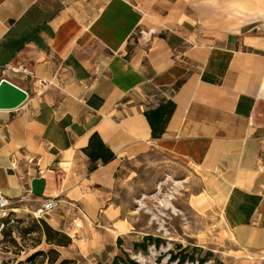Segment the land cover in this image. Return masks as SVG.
I'll return each mask as SVG.
<instances>
[{
    "label": "crops",
    "instance_id": "crops-1",
    "mask_svg": "<svg viewBox=\"0 0 264 264\" xmlns=\"http://www.w3.org/2000/svg\"><path fill=\"white\" fill-rule=\"evenodd\" d=\"M46 1L0 0V68L31 73L12 79L25 105L0 112V193L57 198L90 227L122 165L157 149L199 171L226 232L255 233L240 247L264 251V24L201 29L202 0Z\"/></svg>",
    "mask_w": 264,
    "mask_h": 264
},
{
    "label": "rangeland",
    "instance_id": "rangeland-1",
    "mask_svg": "<svg viewBox=\"0 0 264 264\" xmlns=\"http://www.w3.org/2000/svg\"><path fill=\"white\" fill-rule=\"evenodd\" d=\"M46 2L50 10L53 1ZM249 2V15L241 7L227 8L225 0L196 3L203 6L197 9L200 28L231 34L264 24L258 0ZM263 113L259 108L257 125H264ZM202 188L197 169L160 150L148 151L122 165L107 219L90 227L75 222L81 213L59 201L47 215L38 213L42 203L35 201L11 205L0 223V264H178L172 254L184 249L203 264H264V251L240 247L243 239L225 231L219 214L201 197ZM41 219L71 244L49 245L36 226Z\"/></svg>",
    "mask_w": 264,
    "mask_h": 264
},
{
    "label": "water",
    "instance_id": "water-1",
    "mask_svg": "<svg viewBox=\"0 0 264 264\" xmlns=\"http://www.w3.org/2000/svg\"><path fill=\"white\" fill-rule=\"evenodd\" d=\"M28 94L7 80H0V112H14L25 105ZM44 182L34 179L31 182V193L39 199L43 198Z\"/></svg>",
    "mask_w": 264,
    "mask_h": 264
},
{
    "label": "built area",
    "instance_id": "built-area-1",
    "mask_svg": "<svg viewBox=\"0 0 264 264\" xmlns=\"http://www.w3.org/2000/svg\"><path fill=\"white\" fill-rule=\"evenodd\" d=\"M17 75H21L24 78H29L31 73L28 69H26L22 65H7L0 68V80L4 79L12 83V79H14ZM58 199L52 198L47 199L42 202L41 209L38 213L47 215L54 212L57 208ZM11 206L9 200H7L1 193H0V223L4 220L6 216V212ZM16 210V209H14Z\"/></svg>",
    "mask_w": 264,
    "mask_h": 264
},
{
    "label": "trees",
    "instance_id": "trees-1",
    "mask_svg": "<svg viewBox=\"0 0 264 264\" xmlns=\"http://www.w3.org/2000/svg\"><path fill=\"white\" fill-rule=\"evenodd\" d=\"M37 225L40 227V232L45 236L46 242L49 245H52L54 247H67L71 244L70 238H68L67 236H64L63 234H61L58 231L53 230L50 226L47 225V223L44 220H42V219L38 220L36 222V226ZM58 238H60L62 240H59ZM144 240L145 241L149 240V238H145ZM178 248L180 249L181 247L177 246L176 249H178ZM187 250L184 249V250L180 251L179 253L172 254L173 256L171 257V261L174 262L175 260H177L178 264H184L186 262L194 263L196 261L199 264L205 263L204 259L196 260L193 256H188ZM37 255H40V254H37Z\"/></svg>",
    "mask_w": 264,
    "mask_h": 264
},
{
    "label": "bare ground",
    "instance_id": "bare-ground-1",
    "mask_svg": "<svg viewBox=\"0 0 264 264\" xmlns=\"http://www.w3.org/2000/svg\"><path fill=\"white\" fill-rule=\"evenodd\" d=\"M262 91L264 92V80H263V84H262ZM241 237L244 238L245 240H247L246 241L247 243H250L253 240H255L256 235L254 232L248 233V232L243 231ZM110 239H111L110 241L113 242L115 240V236H111ZM251 264H254V263H251Z\"/></svg>",
    "mask_w": 264,
    "mask_h": 264
}]
</instances>
